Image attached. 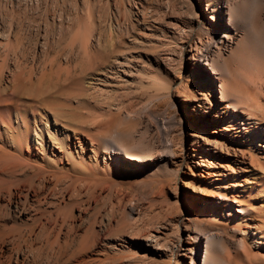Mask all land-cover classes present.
<instances>
[{
	"label": "rangeland",
	"instance_id": "374dc122",
	"mask_svg": "<svg viewBox=\"0 0 264 264\" xmlns=\"http://www.w3.org/2000/svg\"><path fill=\"white\" fill-rule=\"evenodd\" d=\"M226 1L0 0V264H201L219 209L229 264H264V114L202 58ZM244 14L263 35L264 0ZM254 56L234 88L264 108Z\"/></svg>",
	"mask_w": 264,
	"mask_h": 264
},
{
	"label": "bare ground",
	"instance_id": "6f19581e",
	"mask_svg": "<svg viewBox=\"0 0 264 264\" xmlns=\"http://www.w3.org/2000/svg\"><path fill=\"white\" fill-rule=\"evenodd\" d=\"M248 1L249 0H234V1H228V2L226 1V3H225L226 10L225 11L228 15V22L226 23V27H225L226 33L221 35L217 39L216 42L215 41L213 42V44L215 45L214 48H216L214 50V54L209 55V53H208L202 58L204 59V64L207 65L209 68H211L212 71L219 78V81H220L219 93H220L221 102L223 104H225L227 108H231L232 110H234V112H236V114H238V111H240V112L243 111V112L249 114L251 117H255L258 115L257 111H259V110L264 114V108L258 102L255 103L254 106H251L252 104L248 105L247 103H245L244 100H246V99L243 98V95H240L237 92L238 90L237 91L235 90V88H236L235 83H237L241 80L248 82V80H249L247 77L248 74H244V72L250 71V69L248 68L249 70H246L245 68L247 66L248 67L251 66V68H252V66L254 68L258 67L257 63L255 62V60L258 61L257 60L258 58L256 59V56H254L255 57L254 62L256 64V66H255V65H253L254 64L253 61L251 59H248L249 54H251V55L256 54L258 57L263 55L262 57L264 59V50L262 49V48H264V46H262V43H264V38H262V36L264 34L263 35L260 34V36H258V35L254 36L256 34V32H255L256 29L254 31V27H252V26L250 27V26L244 24V22H243V17L246 16L244 14V11L246 9V5H247ZM247 27H249V28L246 31L245 29ZM250 29L253 30V33H252L253 35L251 34V32H249ZM247 32H249V33H247ZM254 32H255V34H254ZM241 33H242V35H239ZM257 33H258V31H257ZM237 35H239L241 37L238 42L235 41V36H237ZM258 37H260V38H258ZM261 38L263 39V42H262ZM202 46H203V43H202V45H198V43L196 42L195 50L200 51L202 49ZM252 49H254V50H252ZM251 51H253L255 53L252 54ZM261 58H259V59H261ZM203 59H201V60H203ZM246 73H248V72H246ZM249 82H251V81H249ZM234 120H236V119H234ZM25 121H27V120H24V122ZM27 122H29V121H27ZM235 124H234L233 128H236ZM24 126H25V130H24L23 138L28 139L27 138V136H28L27 135L28 134L27 133L28 123H26ZM8 127H9V125H8ZM30 127H31V125H30ZM219 143L220 142L218 140H215L216 145H218ZM120 146H121L120 149L117 150L115 153L124 154V155H126V157H129V155H127V153L130 154L131 149L129 150V147L125 146L123 144H120ZM22 148H24V150L27 152L29 150L28 143L25 142L24 147H22ZM29 153H31V152H29ZM196 156L203 157L199 150L197 151ZM33 170L36 171L37 173H39V171H40L39 168L36 166H33ZM224 200H230V197L228 196L227 193L224 196ZM219 211H220V209H219ZM219 211H217V210L214 211V215H215L214 218L215 219L213 221H211L209 224L211 231L209 233H207V235H206V236H208V239L206 242L205 249L202 251L201 264H229L228 259L226 257V252H225L226 245L228 243V239L225 237V235H223L221 233V229H222V227H224V225H225L224 221H226V219L225 218L222 219L220 217ZM226 211H225V213H226ZM253 211H254V208L251 207L250 205L238 202V205L236 207L230 206V209H228L227 214L228 215L232 214L234 220H238V219H246L249 214L253 213ZM237 212H238V214H237ZM179 222L181 223L182 220L177 221L178 226L180 225ZM263 236H264V234H263ZM179 241L181 242V237H180ZM178 246H179V244H178ZM178 246H177V244H175L172 247L173 249L171 250V254L175 253V250L178 249ZM191 264H195V263L191 262Z\"/></svg>",
	"mask_w": 264,
	"mask_h": 264
}]
</instances>
